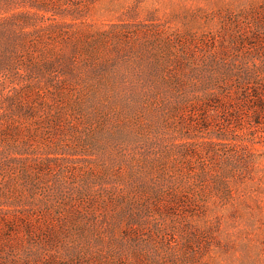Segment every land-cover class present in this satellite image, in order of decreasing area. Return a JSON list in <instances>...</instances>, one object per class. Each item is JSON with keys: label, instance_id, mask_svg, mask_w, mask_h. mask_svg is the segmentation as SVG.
I'll use <instances>...</instances> for the list:
<instances>
[{"label": "rangeland", "instance_id": "obj_1", "mask_svg": "<svg viewBox=\"0 0 264 264\" xmlns=\"http://www.w3.org/2000/svg\"><path fill=\"white\" fill-rule=\"evenodd\" d=\"M13 15L0 82L26 101L0 144V208L29 210L37 234L18 229L0 264H264L249 96L264 0H25Z\"/></svg>", "mask_w": 264, "mask_h": 264}, {"label": "trees", "instance_id": "obj_2", "mask_svg": "<svg viewBox=\"0 0 264 264\" xmlns=\"http://www.w3.org/2000/svg\"><path fill=\"white\" fill-rule=\"evenodd\" d=\"M25 0H0V12L7 10L9 5H20L23 7V3ZM26 11V10H23ZM25 17H31V15L34 14L32 11H26V12H20ZM16 15V14H15ZM13 15L12 17H5L0 19V29L3 30L5 36L7 35L10 37H17V32L14 29H6L3 25L16 21H20L22 17H18ZM13 62L10 60L4 61V64L9 68L12 65ZM5 84L3 82H0V144L4 143L8 136L10 135V132L12 131L11 125L9 124V121H17L15 119H9L13 116H19V110L24 108L23 104L25 103L22 100V96L20 94L19 90H16L14 92H6L5 91ZM252 95L249 94L250 97H253V111L255 112V115L253 117L252 122L254 124H257L258 126H264V87H258L254 89L252 92ZM246 94V93H245ZM243 94V95H245ZM241 101L245 102L246 100H249V98H239ZM15 107L16 112L11 113L10 108ZM20 132V130H18ZM52 160H49L51 162ZM10 163H19L23 165H27V162L23 158H11ZM42 170L43 172L45 170L39 168L38 171ZM14 213V214H13ZM35 221L33 219V214L28 210L25 213L22 212V210H12L11 208H0V251L2 252L4 248L6 247V242L11 240L12 235H15V232L17 233L20 228H24L28 234L31 236L36 235V226ZM8 240V241H7Z\"/></svg>", "mask_w": 264, "mask_h": 264}]
</instances>
